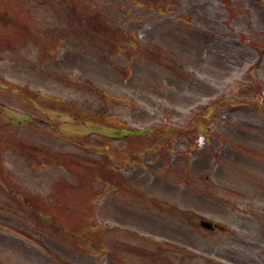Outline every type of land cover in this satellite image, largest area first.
Here are the masks:
<instances>
[{"label": "rangeland", "instance_id": "obj_1", "mask_svg": "<svg viewBox=\"0 0 264 264\" xmlns=\"http://www.w3.org/2000/svg\"><path fill=\"white\" fill-rule=\"evenodd\" d=\"M261 5L0 0V146H9L0 160L7 171V184L0 181V264L241 261L232 251L237 245L230 237L236 227L231 204H264ZM66 108L72 116L84 110L68 118L92 128L95 120L87 116L103 114L137 128L149 121L177 128L165 132L171 133L172 148L151 156L148 168L162 179L150 190L153 204H100L98 177L86 172L92 165L83 158L96 160V150L53 145L35 120L17 123L24 114L48 118L53 111L63 120ZM96 135L87 138L95 142ZM38 137L41 147L83 159L57 161L63 171L49 164L34 169L16 145L33 148ZM150 138L167 146L156 134ZM236 142L262 152L251 157L230 148ZM146 184L138 179L137 185ZM119 210L135 214L119 219ZM200 218L223 222L230 232L213 235L199 227ZM254 237L263 251L260 236Z\"/></svg>", "mask_w": 264, "mask_h": 264}, {"label": "flooded vegetation", "instance_id": "obj_2", "mask_svg": "<svg viewBox=\"0 0 264 264\" xmlns=\"http://www.w3.org/2000/svg\"><path fill=\"white\" fill-rule=\"evenodd\" d=\"M79 117L81 114L85 113L83 110H78ZM76 117V118H77ZM69 121H63L62 127L59 125L56 127V135H60L58 138L65 140L67 146H76L77 148H80L82 151H88L90 148L98 149V154L100 158V192L103 196L105 194L106 188H112L113 190H121L122 185L125 186V180L122 178V175H118L115 172H119L120 169H117L115 165V161H119L121 158L127 157V161H132L133 158V147H125V146H114L115 143L113 141L115 140H121L122 138L126 137L129 132L127 127H121L120 129H115L111 131L113 135H108L109 132L104 131L100 134L103 135V137L95 138V142H90L87 138V134L89 131H86L87 125L83 120H81V123L74 124V127L70 124ZM124 129V130H123ZM106 135L108 137H106ZM122 144V143H119ZM129 143H125L124 145H128ZM123 145V144H122ZM127 151V152H126ZM57 157L63 161L71 160V156L68 155L67 151L62 150L61 148L57 150L56 154ZM108 159V161H113V164H108L104 162ZM118 158L117 160H115ZM131 158V159H130ZM73 159V158H72ZM102 162V163H101ZM106 169H109L110 171H106ZM113 172V173H112ZM115 173V175H114ZM127 186V184H126ZM103 204H108V201L103 198Z\"/></svg>", "mask_w": 264, "mask_h": 264}]
</instances>
